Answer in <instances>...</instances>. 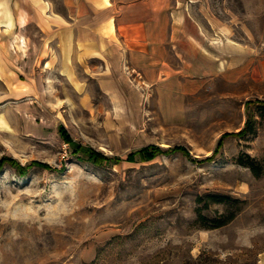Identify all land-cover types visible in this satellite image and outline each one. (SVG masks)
<instances>
[{"label":"rangeland","instance_id":"374dc122","mask_svg":"<svg viewBox=\"0 0 264 264\" xmlns=\"http://www.w3.org/2000/svg\"><path fill=\"white\" fill-rule=\"evenodd\" d=\"M125 2L128 19L157 20L143 33L157 42L156 74L116 48L78 65L80 89L11 49L16 84L0 81V264H264V117L234 135L264 101V0ZM150 144L152 159H126ZM207 194L232 201L205 208Z\"/></svg>","mask_w":264,"mask_h":264},{"label":"crops","instance_id":"0c3cea01","mask_svg":"<svg viewBox=\"0 0 264 264\" xmlns=\"http://www.w3.org/2000/svg\"><path fill=\"white\" fill-rule=\"evenodd\" d=\"M125 1L0 0V81L16 84L9 74V63L14 58L11 49L16 57H21L18 48L27 55L24 60L28 66L38 68L40 64L44 76L64 77L80 89L85 84L78 65H85L90 59H106L116 48L125 51L133 68L156 74L155 68L161 67L152 55L157 42L153 35L146 37L143 33L146 25L156 24L157 20L128 19ZM131 3L135 7L136 2ZM31 25L38 37L27 31ZM46 63L50 66L42 68ZM49 79L37 82L40 90L47 87ZM26 83L30 90L37 89L36 84Z\"/></svg>","mask_w":264,"mask_h":264},{"label":"trees","instance_id":"16d2710c","mask_svg":"<svg viewBox=\"0 0 264 264\" xmlns=\"http://www.w3.org/2000/svg\"><path fill=\"white\" fill-rule=\"evenodd\" d=\"M263 118L264 117V101L262 100H256L252 103V107L249 108L248 113H247V118L245 121L244 126L242 127V129L240 131H238L237 133H235L234 135L237 137H244L248 134H252L255 131V125L257 122V118ZM61 130H63L61 128ZM221 147V142L219 141L217 143V149H219ZM177 148H174L173 150H175ZM217 149H215L214 151L216 152ZM160 152V149L158 147H156V145L150 144L147 146H144L142 148H140L139 150L129 154L127 156V160L129 161H134L136 159V157L138 156L139 159L142 160H147V159H152L157 153ZM12 163H16L14 160H9ZM95 162H97L98 160H94ZM240 163H242L243 165L249 167L252 172L255 175H260L262 172V167L259 164H255L249 160H243L240 158ZM35 162H31L28 166L31 165H35ZM1 167V165H0ZM45 167L47 168L48 166L45 165ZM200 202H204V206L205 208H207L209 206V203H223L226 205H229V203H231L232 198H230L229 196L226 195H220V194H207L204 197H200L199 200ZM199 218L200 221L205 219V217L199 212ZM235 213H231L230 215H226V214H222L219 217L211 220L213 224L208 225L206 227H210V228H218L221 227L225 224H227L231 219H233Z\"/></svg>","mask_w":264,"mask_h":264},{"label":"bare ground","instance_id":"6f19581e","mask_svg":"<svg viewBox=\"0 0 264 264\" xmlns=\"http://www.w3.org/2000/svg\"><path fill=\"white\" fill-rule=\"evenodd\" d=\"M110 29H111V27H110ZM112 30V29H111Z\"/></svg>","mask_w":264,"mask_h":264}]
</instances>
